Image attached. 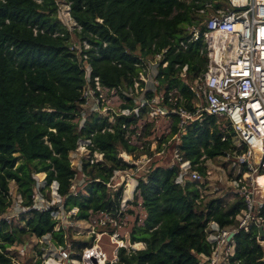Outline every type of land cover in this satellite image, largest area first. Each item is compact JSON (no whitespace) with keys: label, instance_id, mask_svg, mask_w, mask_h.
<instances>
[{"label":"trees","instance_id":"1","mask_svg":"<svg viewBox=\"0 0 264 264\" xmlns=\"http://www.w3.org/2000/svg\"><path fill=\"white\" fill-rule=\"evenodd\" d=\"M66 1L76 24L71 32L57 17L56 0H0V214L12 203L10 181L17 186L22 206L28 208V218L21 226L14 224L13 219H0V264H12L5 250L15 242L21 244L33 236L40 239L46 235L58 244L66 241L62 227L54 230L57 220L51 212L59 209L58 204L45 211L31 208L35 174H45L42 192L57 182L63 209H78L70 215L72 220H87L90 211L118 208L125 171L135 166L140 155L150 158L140 171L134 196V204L140 199L143 216L138 223L137 214L129 240L144 243V248H120L114 264H198L199 253L209 254L203 232L205 223L213 219L220 226L230 225L245 208L243 196L238 193L231 202L218 197L202 204L197 182L187 180L180 184L178 166L169 164L177 148L183 159L206 175L205 162L224 156L235 136L232 128H220L217 117L204 112L183 127L177 126L175 111L178 105L192 109L193 82L205 69L207 57L200 54L204 44L200 38L189 42L184 52H175L174 44L187 38L195 28L199 32L206 29L204 16L196 12L202 3ZM157 54H161L155 76L157 93L162 91L164 96L158 104L172 117V123L170 132L158 139L155 151L150 149L149 139L154 133L153 122H144L140 130H130L141 140V148L128 143L122 127L135 126L152 110L148 105L140 107L138 113L113 115V121L93 113L82 127L78 126L75 119L81 110L80 90L86 83L84 62L89 67L90 84L93 85V77H98L101 85L119 90L126 100L122 109L132 111L137 106L134 97L124 96V92L133 90L135 81L143 85L139 77L143 74L141 58ZM162 62H167L166 67H161ZM173 90L183 102L168 101V93ZM145 96L151 98L154 94L148 91ZM79 139H89V151L101 153L102 160H82L85 183L71 193L75 169L69 153ZM163 142L171 144L170 148L161 157H153L163 149ZM19 159L22 161L17 163ZM116 171L118 174L112 179ZM116 178L119 187L113 190ZM260 215L264 219V207ZM256 234L253 227L235 234L231 264H264V250L257 243ZM70 241L74 252L71 258H75L81 248L93 243V236ZM28 264H41V259H30Z\"/></svg>","mask_w":264,"mask_h":264},{"label":"built area","instance_id":"2","mask_svg":"<svg viewBox=\"0 0 264 264\" xmlns=\"http://www.w3.org/2000/svg\"><path fill=\"white\" fill-rule=\"evenodd\" d=\"M220 1L223 0H196L203 5L197 8L196 12L206 16V29L202 32H199L198 29L193 30L187 38L174 44L175 52H184L189 42L200 38L204 43L200 49V54L207 57L205 69L194 80L195 100L192 109L178 105L175 111L178 116L177 126L183 127L190 120L200 117L203 112L228 121L227 127L232 128L237 140L236 142L232 141V145L225 152L224 158H232L235 165L240 168L234 183L237 187L236 192L243 196L245 202V208L234 217L232 224L220 226L213 219H209L205 223L203 232L205 242L209 247V254L199 253L197 255L198 264H231L230 258L235 252V234L240 231L248 232L252 227L257 230L255 239L264 250V239H262L264 237V219L260 215V211L264 207V190L257 182L260 171L264 170V0H224L225 4L220 3ZM67 5L69 11V4L67 3ZM155 56L160 58L161 54ZM142 59L139 65L143 73L145 64ZM166 65L167 62L161 63L163 68ZM183 71H185V67ZM157 73L158 71L155 76ZM139 77L144 85V75L141 74ZM85 78L86 83L80 90L81 110L76 118L79 127H82L86 117L90 114L94 113L103 117L101 113L108 110L110 101L106 98V94L116 90L101 85L98 77H93V85H91L89 69L87 68ZM137 84H139L138 81H135L134 85ZM153 84H158L156 79L153 80ZM139 85L141 86L140 89L143 90V85ZM145 91H152V89L149 88ZM126 95L124 92V96ZM163 98V94L161 96L154 95L151 98H146L144 95L138 103L136 102L137 106L132 111L119 107L118 112L111 113V118L109 116L107 118L113 121V115L138 113V109L143 105H148L158 112L165 113L166 109L162 106L155 107V104ZM168 101L175 103L176 98L173 100L172 96H168ZM85 109L88 110L87 113L84 112ZM122 127L125 128V138L128 143L137 146L138 143L133 142L135 134L130 132L132 126L123 125ZM90 143L89 139H79L76 148L70 153H78L82 148L87 151ZM141 147L138 146V148ZM91 154L93 156H90V163L102 160L101 153L95 151ZM171 159L170 167L178 166L177 182L183 185L185 181L189 180L198 184L201 180V174L193 168L188 160L183 159L177 148L173 150ZM85 160H87L86 157ZM149 160L150 158L145 155L136 158L135 166L125 171L126 178L139 173ZM117 174L118 171L114 173L112 179ZM75 175L74 173L72 180ZM36 186L37 183L33 188L31 208L37 211L48 210L51 206H47L42 191H40L44 185L39 187V192L36 190ZM197 187L199 188V184ZM71 193H75L72 187ZM11 205L8 207L10 210L13 208ZM126 209V200H122L121 195L116 210L90 211V214L96 213L98 216L96 220L98 230L93 232L96 238L93 239L90 246L81 248L75 258H71V254L74 253L71 242L65 241L64 244L53 242L57 246V258L60 263L114 264L117 261L120 248H125L126 251L144 248V243L130 242L125 235L127 213H129ZM62 210L65 211L63 207ZM77 210L74 207L70 211L75 214ZM58 211L59 209L51 212L53 219H55L54 214ZM70 211L65 212L70 213ZM0 219L7 222L11 220L7 211L0 214ZM60 227L64 228V225L62 224L56 229L54 227V229L58 230ZM103 236L109 240L111 254L99 244ZM136 245L140 246L137 247ZM11 260L12 264H16L12 257ZM41 264H47V260L45 259L44 263L41 262Z\"/></svg>","mask_w":264,"mask_h":264},{"label":"rangeland","instance_id":"3","mask_svg":"<svg viewBox=\"0 0 264 264\" xmlns=\"http://www.w3.org/2000/svg\"><path fill=\"white\" fill-rule=\"evenodd\" d=\"M188 1V0H187ZM58 3V11H57V17L58 19L66 26V28L71 32L75 27V22L70 17V12L68 11V5L66 0H56ZM223 4H225V1H222ZM203 16V15H202ZM206 20V16H204ZM194 30H197L195 28ZM72 41H74V36L71 37ZM85 48L87 47L86 43L84 42ZM77 47V45H76ZM79 52V51H78ZM160 58L158 56H154L152 58L150 57H144L142 59V62L144 65V71H143V80L144 85L142 86L143 90H141V86L139 84L134 85V90L125 91L128 96L134 97V104L136 102L138 103L139 100H141L145 95V90L152 89V94L155 96H161L163 94L162 91L157 93V85L153 84V80H155V74L158 71V62ZM85 70L86 68L89 69L87 63L84 62ZM88 72V71H87ZM194 87V82H193ZM113 93L108 92L106 94V98L109 101L108 103V110L103 111L101 115L103 117L109 116L111 118V113L118 112L119 107L121 108V105L125 103L124 98L120 94L118 90H112ZM168 96H172L173 100L176 98V100H180L183 102V98L181 95H178L176 90L171 91ZM161 106L160 104H155V107ZM87 109L84 110V112L87 113ZM163 111V110H162ZM164 112V111H163ZM76 121V119H75ZM144 122H153L154 124V133L149 136V139H151L150 143V149L152 151L156 150V145L158 143V139L163 135H167L171 130V123H172V117L167 115L166 112H158L155 109H152L148 114L144 115L141 119H138V123H136L135 126L137 129L140 130V126L144 124ZM216 123L220 128H227L228 121L224 118H217ZM175 138V137H174ZM173 138V139H174ZM236 137L232 138V141L236 142ZM133 142L138 143L137 146H141V140H138L137 137L133 138ZM163 142L161 146H163V149L160 152H155L153 154V157L159 158L164 153H166V149L170 148L171 144ZM166 145V146H165ZM90 156H93L89 150L87 151L85 149H81L80 152L70 153L71 158V165L75 169V178L71 181V187L73 191H78L82 188V186L85 183V177L82 174V160L86 159L89 160ZM22 159H19L17 163L21 162ZM172 159H170L169 164H171ZM168 164V165H169ZM205 168H206V175H201V180L198 182L199 184V193H200V199L199 202L202 204L208 201L211 198H222L224 202H231L233 198L236 195V185L234 183V180L236 179L237 175L240 172V168L235 165L232 158L225 159L224 156H219L216 159L207 160L205 162ZM44 176L45 174L41 172L40 174H35L34 178L37 183V186L35 187L36 190H39L40 186H43L44 183ZM140 172L136 175L130 176L129 178H124V183L121 185L123 187L122 190V200H126V210H131L132 213H127V224L125 226L126 237L129 238V232L130 227L135 222V218L138 214L139 221L138 223H141V219L143 216L142 213V206L140 205V199L138 200V204H134V196L137 193L136 192V184L137 179L140 177ZM122 177V176H119ZM246 178V176H244ZM117 178L114 180L115 184L113 185V190H116L119 187V184L116 182ZM113 181V183H114ZM57 183L52 182L50 185H48V188H45L42 192L43 199L46 202L47 206H52L54 204L59 205V211L54 214V218L57 220V224L55 226V229L59 227L60 225H64V233L66 237V241L70 243L71 239L75 240H89L91 236H93V239L96 238L94 231L98 230V227L96 225V220L98 219V216L96 213L90 214V216L87 218V220H72L70 218V215H73L74 213L65 212L62 210V198L57 194L56 190ZM16 184L14 181L9 182V188H10V195L12 200L13 208L10 210H7V214L10 216L14 224L16 225H23L25 220L28 218V214L25 212L28 210L27 208L22 206V198L18 191L16 190ZM39 192V191H38ZM49 194V197L48 195ZM54 229V230H55ZM70 238V239H69ZM99 244L102 245L104 249L107 250L109 254H111V246L109 243V240L106 236H103L99 242ZM139 247L140 245H136ZM7 254L14 259L16 264H28L29 260L35 261L36 259H41V262L44 263V260H47V264H61L59 259L57 258V246L55 243H53L52 240L49 239V236L46 235L43 238H36L31 237L28 241L25 243H14L13 245L7 247ZM38 250L41 251V254L39 255Z\"/></svg>","mask_w":264,"mask_h":264},{"label":"bare ground","instance_id":"4","mask_svg":"<svg viewBox=\"0 0 264 264\" xmlns=\"http://www.w3.org/2000/svg\"><path fill=\"white\" fill-rule=\"evenodd\" d=\"M257 182L260 185V187L263 188L264 190V174L258 176Z\"/></svg>","mask_w":264,"mask_h":264}]
</instances>
